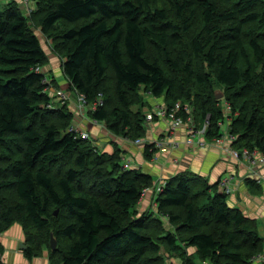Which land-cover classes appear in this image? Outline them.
<instances>
[{"label":"trees","instance_id":"1","mask_svg":"<svg viewBox=\"0 0 264 264\" xmlns=\"http://www.w3.org/2000/svg\"><path fill=\"white\" fill-rule=\"evenodd\" d=\"M29 1L30 12L18 0L0 7V235L20 224L26 256L47 249L50 264H166L188 246L210 264H252L264 238L220 183L180 173L155 196L160 217L139 213L155 177L125 167L117 143L99 151L69 130L75 111L52 106L50 55L37 31L71 89L88 105L103 95L89 115L112 134L145 137L144 89L169 111L180 103L177 116L191 114L196 129L208 120L206 137L221 136L227 101L233 148L264 154V0ZM3 254L0 241L8 264Z\"/></svg>","mask_w":264,"mask_h":264},{"label":"crops","instance_id":"2","mask_svg":"<svg viewBox=\"0 0 264 264\" xmlns=\"http://www.w3.org/2000/svg\"><path fill=\"white\" fill-rule=\"evenodd\" d=\"M2 1L4 0H0L1 4ZM10 1L6 0L5 4ZM46 70L50 71L49 78L51 80L55 77L57 81L61 79L58 83L62 87L69 86V81L63 74L62 61L53 53L50 54V63ZM149 104L150 106L154 105V107L158 105V103L154 104L152 101ZM153 108L150 111H154ZM75 109L74 106L72 110L75 111ZM147 111L146 115L150 113V111ZM192 121L197 123L195 117ZM75 123L81 129L90 133L91 139L93 138L95 144L103 151L113 152L115 149L113 146L117 143L124 152V166L128 169H140L153 176L155 175L157 183L165 182L173 176L186 172L203 177L210 184L227 181L230 188L228 196L230 206L240 209L245 215L256 220L259 233L264 238V164L255 166L252 171L249 162H245L248 160L235 159L217 147L213 141L209 142L205 138H200L199 141L205 142L201 145L197 141L198 136H195L194 143H186L190 135L186 127L187 124H190L188 121H185L174 132H170L171 121L169 119H156L153 123L147 124V139L143 140V145L112 134L104 123L95 122L87 113L84 115L76 114ZM225 128L226 124H222V132ZM158 139H161L155 147L158 150L152 158H147L146 145ZM159 144H162V146H159ZM219 189L222 190L220 185ZM148 191L151 192V190ZM148 191L146 192L148 194L143 195L139 204V208L142 210L152 207L155 209L156 195L153 191L151 194ZM0 241L4 246L3 260L8 264H50L47 249L40 256L33 258L26 256L24 249L20 247L22 242L25 243V233L23 227L18 223L3 232L0 235ZM193 250L196 249L193 248Z\"/></svg>","mask_w":264,"mask_h":264},{"label":"rangeland","instance_id":"3","mask_svg":"<svg viewBox=\"0 0 264 264\" xmlns=\"http://www.w3.org/2000/svg\"><path fill=\"white\" fill-rule=\"evenodd\" d=\"M5 1L6 0H4V1H2V4H1V2H0V7L3 5V4H5ZM19 2H21V3H24V0H18ZM25 4V3H24ZM25 6L28 8V9H30V11L32 10V8H34L35 6L31 3V1L29 2V4L28 5H26L25 4ZM37 33H38V35L39 36H41V38H42V43H43V46H44V48L46 49V51L49 53V55L52 53L51 51H50V46L48 45V43H47V41H46V39H45V37H43L42 35H41V33H40V31H37ZM260 68H262V66L260 65ZM47 71V74L49 75V77H50V71H48V70H46ZM50 79V78H49ZM61 80V79H60ZM59 80V81H60ZM50 81H51V87H52V91H51V96L53 97V99H52V106L53 107H55V108H61V107H63L64 105H68V107L69 108H74V106L76 107V105H77V102H78V95H79V93H77V92H75V90H73V89H71L70 88V86H67V87H62L58 82L59 81H57L56 79H55V77H53V79L51 80L50 79ZM140 95H141V97H143V99L145 100V101H147V103H148V105L147 106H145L144 107V110H145V112L147 111V109L149 108V110L147 111V112H149L150 110H152V108L154 107V105L153 106H150V104L149 103H151V101L154 103V104H156V103H158V105H165L166 106V100H165V98L164 97H154L153 95H151V94H149V93H146L145 91H144V89H142V90H140ZM64 96V97H63ZM76 101V102H75ZM159 103H162V104H159ZM226 103H227V101H224L223 102V108L225 109V105H226ZM157 105V106H158ZM156 106V107H157ZM152 107V108H151ZM156 107H154L153 109H155ZM231 110V109H230ZM230 110L227 112V119L225 120V122H226V128L223 130L225 133H227V132H229V131H231L230 130V124H231V120L233 119L232 118V116L230 115L231 114V112H230ZM75 111H76V109H75ZM150 112H152V111H150ZM83 114V113H82ZM88 115H89V111H88V113H87ZM90 116V115H89ZM90 118H92L91 116H90ZM193 122V121H192ZM206 123L207 122H205L204 123V125L202 126V128H201V130L206 126ZM193 124H194V122H193ZM106 126V125H105ZM107 127V126H106ZM170 127H171V125H170ZM179 127V126H178ZM177 127V128H178ZM187 130L189 131V133H190V135L189 136H192V139L194 140V136H193V134H192V128H194L195 127V125H191V124H187ZM176 128V129H177ZM175 129V130H176ZM175 130H170V132H174ZM194 130V129H193ZM146 135H147V133H146ZM146 135H145V137H143L142 138V140H144V139H147V137H146ZM188 136V137H189ZM196 136H198V133H196ZM122 138V137H121ZM199 138V139H198ZM198 138H197V141H199L200 140V138H205L206 139V141L208 140L209 142H212V141H214L217 137H206V135H205V137H203V136H198ZM125 139V138H124ZM91 140V142L95 145V146H97V148H98V150L99 151H103L98 145H96L95 144V142L93 141V138L92 139H90ZM131 141V140H130ZM159 141H161V139H158L157 141H155V142H150L149 143V145H151L150 147H151V152H153V150H155V151H157L158 149H156L155 147H156V144L158 145V142ZM202 141V140H201ZM188 142V138H187V140H186V143ZM137 144H141L142 142H136ZM173 144H174V142H173ZM141 145H143V143L141 144ZM147 146V145H146ZM159 146H162V144H159ZM231 146L232 145H230V141L229 140H226L225 142H224V144H221V145H217V147H219V148H221L224 152H226V153H228V154H230L232 157H234L235 159H237V160H242V159H244V157L242 158L240 155L238 156V157H235L233 154H232V149L233 148H231ZM113 147H115V144H114V146ZM154 151V153L153 154H155L156 152ZM259 152V151H258ZM153 154H152V156H153ZM264 156V154L263 153H261V152H259V153H257L256 154V156H255V159H256V161H255V163L254 162H251V164H252V166H250L249 164H250V162L249 161H245V162H249V167H250V169H252V171H253V169H254V167L255 166H257V165H259V164H264V163H262V162H260L261 161V157H263ZM147 158H149V157H147ZM150 158H152V157H150ZM240 160V161H241ZM244 160H246V159H244ZM227 182V181H226ZM220 187H221V185H220ZM153 191V189L151 190V192ZM149 192V191H148ZM151 192H149L150 194H151ZM153 193H154V195H155V191H153ZM152 193V194H153ZM145 194H148V193H145ZM228 195H229V193H227ZM146 196V195H145ZM145 196H144V198H145ZM156 203V202H155ZM138 209H139V213H142V212H144V211H147V210H153L154 211V213H155V216L156 217H158V215H157V205H155V209H152V208H149V209H147V208H145L144 210H142V209H140L139 207H138ZM160 217V216H159ZM161 218H162V216H161ZM164 225L166 226L165 227V230L166 231H170L171 230V228H173L174 229V227H171L172 226V224H170V222L169 221H167L166 219H165V222H164ZM193 248L194 247H190V246H188V247H186V251H187V253L184 255L183 253H181V255H180V253H176V252H174L173 253V255L171 256V257H167V260H166V264H186L185 262H184V259H185V257H189V258H191V257H193V259H194V262H193V264H202V263H204V264H210V262L208 261H206V262H204L201 258H197V257H195L194 256V253H195V251L193 250ZM183 254V255H182ZM259 254H262V255H264V250L262 251V252H260ZM255 263H260V264H264V258L263 257H260V259H257V258H253L252 259V264H255Z\"/></svg>","mask_w":264,"mask_h":264},{"label":"built area","instance_id":"4","mask_svg":"<svg viewBox=\"0 0 264 264\" xmlns=\"http://www.w3.org/2000/svg\"><path fill=\"white\" fill-rule=\"evenodd\" d=\"M29 0H24V3L26 5L29 4ZM27 8V7H26ZM28 12H30V9H28ZM37 71H40V72H45L44 69H42L41 67H38L37 68ZM44 81L46 83H49L51 84V81L49 79V75L46 73V76L44 78ZM49 92L51 94V91H52V87H50L49 89ZM64 97V96H63ZM103 104V95L102 94H99L97 100L92 103V104H89L88 105V101H87V98L84 94H80L78 95V102H77V105H76V111H75V116L76 114L77 115H84L85 113H88L89 110H95L97 109V107L99 105H102ZM225 114H226V117H225V120L227 119V112L231 109L230 105L228 103H226L225 105ZM181 104L180 103H177L175 108L171 111H169L167 109V106L165 105H158L154 111L150 112L147 114L146 116V122L148 124L150 123H153L154 122V118L155 116L158 117V119H169L171 121V129L172 130H175L178 126L184 124V120L177 116V111L179 109H181ZM185 109L187 112H190V107L188 105H185ZM83 113V114H82ZM193 118L191 116V114L189 115V118H188V122H190L191 125H194L193 122H192ZM95 122L97 123H101V122H98L96 120H94ZM205 122L206 123V126L201 130V129H196L195 127L192 128V134L193 136L195 137L196 136V133H198V136H203L205 137V132H206V129L207 127L209 126V121L206 120ZM222 124H226V122L224 121ZM194 129V130H193ZM70 131H73V132H76L80 137L82 138H85V139H91V135L90 133H88L86 130L84 129H81L76 123L75 121L73 122V124L70 126ZM225 131V130H224ZM222 132L221 136L217 137L213 142L216 144V145H221V144H224V142L226 140H229L230 141V145H232V143H234L236 140H237V136L234 135L233 133H231V131L225 133V132ZM135 142H143L142 139H137ZM188 144H192L194 143V140L192 139V136H189L188 137ZM199 143L201 145L205 144L204 141H199ZM231 148H233V146H231ZM259 153L257 150H250L248 148H243L241 150H237L235 148L232 149V154L235 156V157H238L239 155L241 157H244V159L248 160L250 162V166H252L251 162H254L256 161L255 159V156L256 154ZM262 163H264V156L261 157V161ZM156 186L155 188H147L145 191H144V194L148 191V190H152L155 191V195H157V193H159L161 190H162V186L164 184V181L160 182V183H155ZM220 185H221V189L222 191H224L225 193H230V188L227 184L226 181H220ZM143 194V195H144ZM260 257H263L264 258V255L262 254H258L257 256H255V258L257 259H260Z\"/></svg>","mask_w":264,"mask_h":264},{"label":"water","instance_id":"5","mask_svg":"<svg viewBox=\"0 0 264 264\" xmlns=\"http://www.w3.org/2000/svg\"><path fill=\"white\" fill-rule=\"evenodd\" d=\"M216 95H217V98H222L224 93H223L222 90L217 89L216 90ZM57 212L58 211H56L55 214H57ZM20 247L24 249L26 247V243L22 242L20 244ZM56 247H57V240H56V237L52 234L51 235V249L54 250V249H56Z\"/></svg>","mask_w":264,"mask_h":264},{"label":"bare ground","instance_id":"6","mask_svg":"<svg viewBox=\"0 0 264 264\" xmlns=\"http://www.w3.org/2000/svg\"><path fill=\"white\" fill-rule=\"evenodd\" d=\"M61 64V63H60ZM40 75V74H39ZM42 77V76H41ZM142 90V89H141ZM4 91V90H3ZM98 96V95H97ZM134 105V104H133ZM139 105V104H138ZM49 110V109H48ZM204 115V114H203ZM239 115V114H238ZM235 116V115H234ZM95 134V133H94ZM184 136V135H183ZM124 139V138H123ZM133 145V144H132ZM123 153V152H122ZM126 153V152H125ZM161 153V152H160ZM131 154V153H130ZM131 158V157H130ZM156 158V157H155ZM160 158V157H159ZM163 158V157H162ZM165 160V159H163ZM162 161V160H161ZM164 163V162H163ZM155 176V175H154ZM249 176V175H248ZM71 177V176H70ZM167 181V180H166ZM227 199V198H226ZM228 200V199H227ZM135 205V204H134ZM159 217V216H158ZM163 223V222H162ZM169 231V230H168ZM161 254V253H160ZM170 256V255H169Z\"/></svg>","mask_w":264,"mask_h":264}]
</instances>
